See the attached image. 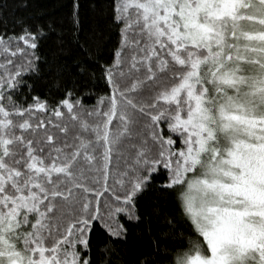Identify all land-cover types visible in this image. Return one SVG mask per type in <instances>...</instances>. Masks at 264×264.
<instances>
[{
    "label": "snow or ice",
    "instance_id": "obj_1",
    "mask_svg": "<svg viewBox=\"0 0 264 264\" xmlns=\"http://www.w3.org/2000/svg\"><path fill=\"white\" fill-rule=\"evenodd\" d=\"M66 7L0 0V264H264V0Z\"/></svg>",
    "mask_w": 264,
    "mask_h": 264
},
{
    "label": "trees",
    "instance_id": "obj_2",
    "mask_svg": "<svg viewBox=\"0 0 264 264\" xmlns=\"http://www.w3.org/2000/svg\"><path fill=\"white\" fill-rule=\"evenodd\" d=\"M68 2L69 0H34L37 10L45 12L52 18H60L61 16L65 15L68 11L66 7ZM82 3L85 5L86 11L88 0H82ZM146 231L147 225L143 226L142 228L133 229L138 247H142L146 243L140 239ZM132 243L133 240L130 238L129 245Z\"/></svg>",
    "mask_w": 264,
    "mask_h": 264
}]
</instances>
